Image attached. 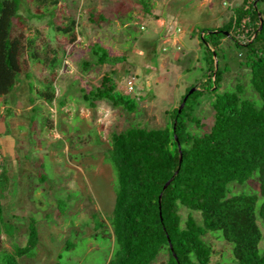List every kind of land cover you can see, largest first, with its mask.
<instances>
[{
	"label": "rangeland",
	"instance_id": "rangeland-1",
	"mask_svg": "<svg viewBox=\"0 0 264 264\" xmlns=\"http://www.w3.org/2000/svg\"><path fill=\"white\" fill-rule=\"evenodd\" d=\"M54 1L20 0L25 43L32 44L20 57L23 71L14 88L0 96V175L5 170L8 179L0 189V220L11 233L2 232L0 240L3 249L25 245L34 222L38 242L19 264H111L117 244L110 219L119 187L111 159L112 133L137 124L166 125L168 112L203 79L205 47L199 44L198 30L223 26L242 0ZM259 6L264 8V2ZM90 12L103 14L105 20L90 22ZM72 19L74 42L55 28ZM94 43L118 59L95 64ZM221 46L220 68L229 70L218 93L240 85L245 96L260 103L249 69L238 63L234 42L223 38ZM113 71L117 90L136 99L135 111L108 100L90 107L84 100L83 92L95 90L103 75ZM129 79H135L132 93L126 92ZM48 92L54 93L50 101ZM210 97L203 92L196 110L200 126H190L197 134L213 123ZM231 189L233 194L254 193L257 183L253 179ZM188 212L180 206L182 225ZM204 238L214 250L211 263L236 264L234 245L222 231H210ZM167 259L162 251L153 264H166Z\"/></svg>",
	"mask_w": 264,
	"mask_h": 264
},
{
	"label": "trees",
	"instance_id": "trees-1",
	"mask_svg": "<svg viewBox=\"0 0 264 264\" xmlns=\"http://www.w3.org/2000/svg\"><path fill=\"white\" fill-rule=\"evenodd\" d=\"M255 1L242 0L232 10L229 21L214 28L227 30L229 36L222 32L208 33L207 28L198 30L199 44L205 47V72L203 79L192 85L200 89L189 95L181 112L179 106L174 107L162 127L137 124L112 133L111 159L119 187L110 219L117 244L111 264H153L162 251L168 256L166 264H213V247L204 238L210 231H222L224 238L233 243L236 264H264V245H260L264 234L259 224L261 219L264 225V8L259 6L264 0H258L256 5ZM20 10V0H0V96L14 88L23 71L20 57L32 44L29 40L28 45L25 43ZM39 13L44 17V13ZM103 20V14L95 16L90 12V22L100 24ZM75 26L72 19L70 24H56L55 28L69 34L70 42H74ZM223 38H230L239 50L238 63L249 69L250 84L260 103L245 96L240 85L218 93L224 72L229 70L220 68L225 52L221 46ZM91 53L95 64L118 59L97 43L91 45ZM83 65L86 69L89 64ZM115 73L104 74L99 87L83 92L84 100L90 107L98 100H108L133 112L138 103L117 90L112 77ZM205 91L211 95L214 120L207 131L197 134L190 126H200L196 110ZM45 97L50 101L54 93L48 92ZM253 179L257 183L254 193L233 194L231 185H245ZM7 180L4 170L0 175L1 190ZM168 180L171 181L164 189ZM1 205L0 194V215ZM180 206L189 210L184 225ZM193 212H198L201 220ZM33 224L23 246L3 249L0 240V264H19L18 259L36 246L39 237ZM7 225L0 220V235L11 234Z\"/></svg>",
	"mask_w": 264,
	"mask_h": 264
},
{
	"label": "water",
	"instance_id": "water-1",
	"mask_svg": "<svg viewBox=\"0 0 264 264\" xmlns=\"http://www.w3.org/2000/svg\"><path fill=\"white\" fill-rule=\"evenodd\" d=\"M257 1L258 0H256L255 2H254V4L256 5V3H257ZM259 15H261V12H259ZM260 22H261V26H260V29L262 28V24H263V17L262 16H260ZM209 33H215V32H222L224 35H230V33L227 31V30H209L208 31ZM214 57H215V67H216V69L218 68V59H217V55H216V52L214 51ZM216 69H215V72H214V75H215V73H216ZM215 88V86H213L212 87V89H214ZM196 89H198V87L197 86H194V87H191V89L188 91V93L184 96V98H183V100H182V102H181V104H180V106H179V108H178V111L179 112H181V110H182V108L184 107V105H185V102H186V100L188 99V97H189V95L192 93V92H194ZM175 125H176V122H175ZM174 129H175V126H174ZM175 138H176V140L178 141V136L177 135H175ZM178 147H179V152H180V160H182V149H181V144H180V142H178ZM170 181L171 180H168L166 183H165V185H164V189L168 186V184L170 183ZM161 197H162V193L160 194V198H159V201L161 202ZM170 247H171V249L173 250V246H172V244L170 243Z\"/></svg>",
	"mask_w": 264,
	"mask_h": 264
},
{
	"label": "built area",
	"instance_id": "built-area-1",
	"mask_svg": "<svg viewBox=\"0 0 264 264\" xmlns=\"http://www.w3.org/2000/svg\"><path fill=\"white\" fill-rule=\"evenodd\" d=\"M135 79H129L127 82H126V92L127 93H132L133 90H134V84H135Z\"/></svg>",
	"mask_w": 264,
	"mask_h": 264
},
{
	"label": "crops",
	"instance_id": "crops-1",
	"mask_svg": "<svg viewBox=\"0 0 264 264\" xmlns=\"http://www.w3.org/2000/svg\"><path fill=\"white\" fill-rule=\"evenodd\" d=\"M207 1V0H206Z\"/></svg>",
	"mask_w": 264,
	"mask_h": 264
}]
</instances>
